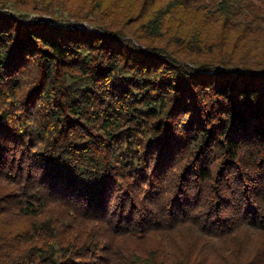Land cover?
<instances>
[{
  "label": "trees",
  "instance_id": "1",
  "mask_svg": "<svg viewBox=\"0 0 264 264\" xmlns=\"http://www.w3.org/2000/svg\"><path fill=\"white\" fill-rule=\"evenodd\" d=\"M0 264H264V0H0Z\"/></svg>",
  "mask_w": 264,
  "mask_h": 264
},
{
  "label": "rangeland",
  "instance_id": "2",
  "mask_svg": "<svg viewBox=\"0 0 264 264\" xmlns=\"http://www.w3.org/2000/svg\"><path fill=\"white\" fill-rule=\"evenodd\" d=\"M42 18H45L44 16H42ZM84 26H82V28H83Z\"/></svg>",
  "mask_w": 264,
  "mask_h": 264
}]
</instances>
